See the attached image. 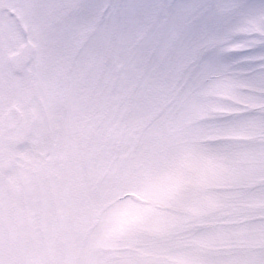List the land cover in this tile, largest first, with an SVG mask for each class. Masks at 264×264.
Returning <instances> with one entry per match:
<instances>
[{"label": "snow or ice", "instance_id": "snow-or-ice-1", "mask_svg": "<svg viewBox=\"0 0 264 264\" xmlns=\"http://www.w3.org/2000/svg\"><path fill=\"white\" fill-rule=\"evenodd\" d=\"M0 264H264V0H0Z\"/></svg>", "mask_w": 264, "mask_h": 264}]
</instances>
